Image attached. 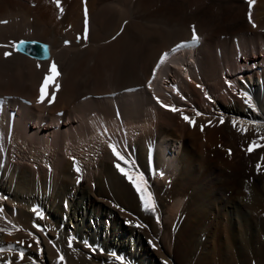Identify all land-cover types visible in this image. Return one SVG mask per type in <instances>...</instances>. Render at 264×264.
I'll list each match as a JSON object with an SVG mask.
<instances>
[{
	"label": "bare ground",
	"instance_id": "6f19581e",
	"mask_svg": "<svg viewBox=\"0 0 264 264\" xmlns=\"http://www.w3.org/2000/svg\"><path fill=\"white\" fill-rule=\"evenodd\" d=\"M60 7L63 12L55 0H0V21H7L0 23V45H9L0 47V96L12 98L6 99L12 109L19 98L32 103L17 112L12 129L5 120L9 107L0 112V228L6 229L0 264H17L20 247L26 255L19 264H33L35 252L40 264L61 255L67 264H117V256L125 264H169L173 237L175 260L189 247L186 264L203 232L207 242L196 264H225V246L233 264H264V147L247 152L253 140L264 145V0L251 6L247 0H60ZM193 28L199 44L190 47ZM20 41L45 45L48 58L11 46ZM52 63L60 75L41 102ZM109 144L148 182L157 215L147 225L157 232L155 243L117 211L119 204L130 210L141 201L114 166L131 165L117 160ZM82 241L98 253L87 256Z\"/></svg>",
	"mask_w": 264,
	"mask_h": 264
},
{
	"label": "snow or ice",
	"instance_id": "6c2138e0",
	"mask_svg": "<svg viewBox=\"0 0 264 264\" xmlns=\"http://www.w3.org/2000/svg\"><path fill=\"white\" fill-rule=\"evenodd\" d=\"M57 6L59 7V10L61 12H63V8L60 7V0H55ZM247 3L249 4V6L253 5L255 3V0H247ZM85 14L87 15V9L85 8ZM249 21L251 22V12H249ZM0 23H7V21H0ZM256 25L253 24V27H255ZM193 32H194V35H193V38L192 40L189 42V45L190 44H194V43H198L199 42V37L195 35V28H193ZM84 39H87V35L85 34V36L83 37ZM27 43L26 41H20L19 43L17 44H13L11 45L12 47H15L17 51H19V48H20V45L21 44H25ZM65 43H69L68 41H66ZM183 46H188V45H183ZM0 47H9V45H0ZM178 47H181V46H178ZM175 51V49L173 50ZM4 55L6 57L8 56H11L12 53L9 52V51H6L4 53ZM165 57L168 55L167 53L164 54ZM60 75L59 71L57 70V65L55 63H52L51 66H50V74L48 76L45 77L44 79V84L43 86L41 87L40 89V92H41V96H40V100L41 102H43L44 100V97H45V90H46V87L48 86V84L50 82H54L55 78L58 77ZM232 85L229 83V87H231ZM199 87V85H198ZM207 95V94H206ZM242 97L245 98L244 102L247 104V106L253 110L256 109V105L253 103L252 101V97L248 95L247 92H242L241 93ZM52 100L55 99V97L53 96L51 98ZM209 99H211L209 97ZM164 107H169V105H162ZM171 111H179V112H183L182 109H178L176 108L175 106H171ZM203 115L202 113L200 112H196V116H201ZM183 119L185 121H187L189 124L195 126V119L192 118V117H189L187 115H183ZM221 124L224 123V119H223V116L221 115V118H220V121H219ZM209 123L211 124V121H209ZM231 123L233 125V127H236L237 126V119L236 118H233L231 120ZM239 123L243 126L246 122L245 121H239ZM247 123H251L253 125H256V126H259L261 121H249ZM203 127L204 125H200V128H201V131H203ZM242 132H246L247 131V128L245 127H241L240 129ZM106 131V130H105ZM261 140H264V136H261L260 137ZM109 148L111 149V152L113 154L114 157L117 158V160L123 162L124 165H131V167L126 170V167L122 166L121 163H115V167L119 170V172L125 176L127 178V180L134 186L135 190L137 191V193L139 194V198L142 202V207L145 211H149V212H155L156 211V202H155V198L153 196V193L151 191L148 190L149 188V185H148V182L147 180L145 179L144 177V174L139 172L135 165H134V162H132L130 160V158H128L126 156V154L123 152L122 149H118V145L117 144H109L108 145ZM259 147H264V145L262 144H259L256 140H253L252 141V144L247 148V152L251 153L254 151L255 148H259ZM262 160H264V157H261ZM257 170L259 171L260 170V165H257ZM76 171L77 172H80L81 169L79 167L76 168ZM162 175V174H161ZM3 212V209H0V213ZM39 214V213H37ZM157 221L159 222V216L156 217ZM138 227L140 225H137ZM13 227H16L15 225H13ZM38 227V226H37ZM17 230H21V229H17ZM6 231V229L4 228H0V232H4ZM11 234V233H9ZM29 235H32V233H29ZM35 239V242L37 244V246H39L40 244V239L39 237H34ZM18 243H21V242H18ZM69 247L72 246V241L69 240ZM53 246L55 247V244L53 243ZM29 247H31V245H29ZM89 247H91L89 245ZM8 251H12L13 248L10 246L8 249ZM93 251H96V249H92ZM5 249L3 247H0V252H4ZM41 253H43V249H40ZM115 255V254H113ZM25 258V249L24 248H20L19 249V257H18V261H17V264H19L20 261H23ZM118 260H121V264H123V260L121 257H116ZM2 259V258H0ZM31 260V258H29ZM64 260V257L63 255H61L59 257V261H63ZM4 264H13L12 260L11 259H8L6 261H4ZM34 264V262H33Z\"/></svg>",
	"mask_w": 264,
	"mask_h": 264
},
{
	"label": "rangeland",
	"instance_id": "374dc122",
	"mask_svg": "<svg viewBox=\"0 0 264 264\" xmlns=\"http://www.w3.org/2000/svg\"><path fill=\"white\" fill-rule=\"evenodd\" d=\"M244 147H238L237 149L238 150H240V149H243ZM245 149V148H244ZM231 153L232 152H230V155H231ZM252 153V152H251ZM251 153H249V154H251ZM247 154V153H246ZM249 156V155H248ZM206 157V156H205ZM250 158V157H249ZM248 158V159H249ZM251 162H250V167L253 165V164H255V162H254V160H250ZM263 166V168H264V164L262 165ZM249 167V168H250ZM233 177V178H232ZM230 179H231V182H234V181H236L238 178H239V174L238 173H236L234 176H232ZM234 190H230L228 193V195H227V199L228 198H230L233 194H234ZM110 196H109V200H110V202L112 203V204H114L113 206H115V204H116V196L114 195V193H110L109 194ZM111 199H113V200H111ZM141 201V200H140ZM111 204V205H112ZM123 206V204L122 205H120L119 204V207H117V211H118V209H119V212L120 213H122L123 214V216L125 217V218H127L128 220H130V221H128V223H130V222H132L133 224H136V225H140L139 226V229L140 228H142L141 230L143 231V233H145V234H148L149 236H152V241L154 240V243H155V241L157 240V238H156V236H154L156 233H152V232H154L153 231V229H151V227H149L148 225H147V222H148V220H149V218L151 217V215L152 214H155V215H157L156 213H157V210L153 213V212H149V211H145L144 209H143V207H142V202H140L139 203V205H138V207H136V208H133V207H131L132 209H127V208H123L122 207ZM122 209V210H121ZM218 211V210H217ZM120 215V214H119ZM112 216H115L114 214L112 215ZM77 217H79V216H77ZM129 217V218H128ZM124 221H126L127 222V220H125V219H123ZM123 221V222H124ZM80 222V221H79ZM81 229L84 231L85 230V228H82L83 227V225H82V222H81ZM148 228V229H147ZM181 228V225H179V226H176L175 227V233L176 232H178L179 231V229ZM40 229H43V227H41ZM53 229H57L58 230V227L57 226H55ZM152 230V231H151ZM50 232H52V231H50ZM54 232V231H53ZM147 232V233H146ZM84 234H86V233H83V235ZM50 235V234H49ZM207 236H208V233L207 232H203L202 234H201V238H199V240H197L196 242H195V246H198L199 247V249H197V251L195 252V254H192L191 256H189V259H188V261H187V263L186 264H196V262H197V259H198V255H199V253H200V251L202 250V246L205 244V242H207L206 241V239H207ZM151 238V237H150ZM154 238V239H153ZM78 240H80L79 238H78ZM168 240V239H167ZM205 240V241H204ZM83 242V241H82ZM168 242H170V244H171V247H172V255H171V258L169 259L170 261V263L169 264H185V262H186V260H187V257H188V255L190 254V251H189V247H184V246H182V251H181V253H179L178 252V254H177V256H178V261L177 260H175V254H173V253H175V246H176V238L175 237H173V239H169V241ZM157 244H159V241L158 242H156ZM194 243V242H193ZM10 243L8 242V244L6 243V242H4V245L5 246H8ZM83 244L86 246V248H87V251H88V249H89V253H87V256H91L92 254H95L97 251H93L92 250V247H89V245H90V243L88 242V241H84L83 242ZM73 245H74V243H73V241H72V246L71 247H73ZM194 245V244H193ZM192 245V246H193ZM59 246L57 245V244H55V248H58ZM227 246H225V247H223V249L221 250L220 249V255H221V260L223 259V261L225 262V264H233L232 263V261H233V259H231L232 258V254L231 253H229V248L227 247ZM21 248V247H20ZM22 248H25V247H22ZM212 248H213V245H211V250H212ZM17 249V248H16ZM94 249V248H93ZM192 249V248H191ZM187 250V251H186ZM228 250V251H227ZM162 251H163V249H162ZM213 251H214V249H213ZM19 252V251H18ZM95 252V253H94ZM38 252H35V253H33L32 254V260H33V262L34 261H36L34 264H40V261H38V259H39V256H38V254H37ZM98 253V252H97ZM185 253V254H184ZM188 253V254H187ZM225 253V254H224ZM226 253H229V256H230V258L227 256V257H225V255H226ZM26 255V254H25ZM184 255V256H183ZM183 256V257H182ZM59 257L60 256H57V257H55V260H54V262H53V264H67V262L65 261V259L61 262V261H59ZM92 257V256H91ZM197 257V258H196ZM38 258V259H37ZM124 258H126V256H124ZM180 259V260H179ZM210 260V259H209ZM231 261V262H230ZM162 261H159V263L157 262V264H162L161 263ZM227 262V263H226ZM214 262L212 261V262H210L209 264H213ZM100 264H112V262H110V263H106V262H102V263H100ZM117 264H121V261H117ZM123 264H125V261L123 260ZM153 264H155V262L153 263ZM218 264H221V263H219L218 262Z\"/></svg>",
	"mask_w": 264,
	"mask_h": 264
},
{
	"label": "water",
	"instance_id": "95a60500",
	"mask_svg": "<svg viewBox=\"0 0 264 264\" xmlns=\"http://www.w3.org/2000/svg\"><path fill=\"white\" fill-rule=\"evenodd\" d=\"M19 51L23 54L32 56L37 59L44 60L48 58L49 53L47 47L38 42H27L25 44H21Z\"/></svg>",
	"mask_w": 264,
	"mask_h": 264
}]
</instances>
